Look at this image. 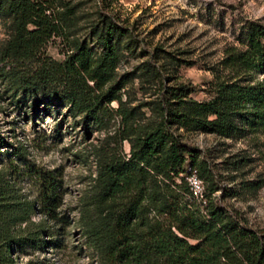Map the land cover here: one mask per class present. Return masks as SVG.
Returning a JSON list of instances; mask_svg holds the SVG:
<instances>
[{"label": "trees", "instance_id": "16d2710c", "mask_svg": "<svg viewBox=\"0 0 264 264\" xmlns=\"http://www.w3.org/2000/svg\"><path fill=\"white\" fill-rule=\"evenodd\" d=\"M50 9L49 0H0V19H9L12 29L3 56L14 64L9 76L21 95L17 102L33 98L36 113L39 103L49 112L50 105L60 101L71 116L82 115L86 128L109 115L112 101L123 118L130 117L122 109L124 81H114V76L119 44L127 33L134 36L132 30L117 27L104 13L95 30L102 49L98 56L80 44L56 60L43 53L60 31L58 21L47 13ZM242 36L243 48H229L221 61L230 75L211 84L206 100L189 96L197 89L194 85H164V68L147 61L145 71L161 78L157 119L125 134L127 154L113 153L100 162L78 218L84 245L99 264H264V233L242 225L232 214L222 202L229 189L215 182L205 156L177 132L228 138L244 126L264 128V24L246 22ZM1 145L11 149L4 160L14 176L24 171L36 183L40 211L51 223L31 222L11 181L0 174V264H14L15 253L59 245L57 223L64 217L58 211L56 176L33 163L18 162L26 159L23 145L13 146L0 135ZM193 169L207 183L201 197L193 195L186 180ZM219 190L221 195L214 196ZM14 221L28 227L15 230Z\"/></svg>", "mask_w": 264, "mask_h": 264}, {"label": "rangeland", "instance_id": "374dc122", "mask_svg": "<svg viewBox=\"0 0 264 264\" xmlns=\"http://www.w3.org/2000/svg\"><path fill=\"white\" fill-rule=\"evenodd\" d=\"M49 6L47 13L58 21L60 31L51 37L43 53L56 60L80 44L98 56L102 49L95 30L101 26L104 13L117 27L132 30L134 36L127 33L119 44L114 76V81H124L122 109L129 111L130 117L123 118L116 111L118 103L112 101L109 115L86 128L82 115L71 116L68 105L60 101L50 105L49 112L39 103L36 113L33 98L17 102L21 95L15 92L9 76L14 64L3 56L11 24L9 19H0V135L7 143L26 148V159L18 161L22 165L33 163L56 176L61 192L58 211L64 217L57 223L61 228L59 245L15 253L14 264H99L84 245L78 218L100 162L113 153L127 154L125 134L157 119L161 78L145 71L147 61L164 68V85L191 84L197 89L189 96L208 99L211 84L230 75L221 61L229 48H243L240 41L246 22L264 24V0H49ZM177 132L205 156L215 182L229 189L222 202L232 214L242 225L264 233V128L244 126L228 138L183 129ZM7 150H11L8 145H1L0 174L11 181L15 197L31 222L50 225L40 211L36 183L24 176V171L14 176L4 160ZM202 183L205 188L207 183ZM14 227L22 230L28 225L17 222Z\"/></svg>", "mask_w": 264, "mask_h": 264}, {"label": "built area", "instance_id": "2783aa9c", "mask_svg": "<svg viewBox=\"0 0 264 264\" xmlns=\"http://www.w3.org/2000/svg\"><path fill=\"white\" fill-rule=\"evenodd\" d=\"M186 180L188 181L190 190L192 191L193 195L195 197H201L204 190V185L202 183V180L197 175L195 169L189 172V174L186 176Z\"/></svg>", "mask_w": 264, "mask_h": 264}]
</instances>
